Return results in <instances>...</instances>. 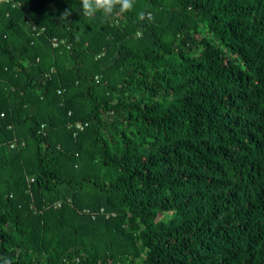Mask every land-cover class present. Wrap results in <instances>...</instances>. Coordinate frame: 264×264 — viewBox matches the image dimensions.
<instances>
[{
    "label": "trees",
    "instance_id": "1",
    "mask_svg": "<svg viewBox=\"0 0 264 264\" xmlns=\"http://www.w3.org/2000/svg\"><path fill=\"white\" fill-rule=\"evenodd\" d=\"M3 258L264 264V0L0 4Z\"/></svg>",
    "mask_w": 264,
    "mask_h": 264
},
{
    "label": "clouds",
    "instance_id": "2",
    "mask_svg": "<svg viewBox=\"0 0 264 264\" xmlns=\"http://www.w3.org/2000/svg\"><path fill=\"white\" fill-rule=\"evenodd\" d=\"M12 0H0V4H10ZM81 14L89 19H96L97 14H100L105 20H114L115 17L122 16L132 12L134 9L135 0H80ZM15 7V4H12ZM72 9L65 8L59 15V23L70 25V17ZM146 17H150V13L141 11L137 15V20L143 22ZM4 264H12L10 259L3 258Z\"/></svg>",
    "mask_w": 264,
    "mask_h": 264
},
{
    "label": "built area",
    "instance_id": "3",
    "mask_svg": "<svg viewBox=\"0 0 264 264\" xmlns=\"http://www.w3.org/2000/svg\"><path fill=\"white\" fill-rule=\"evenodd\" d=\"M34 28H36V27H34ZM43 29H44V28H42L41 30H43ZM77 126L83 127V123L80 122V121H78V122H77ZM11 145H12V146L14 145V141L11 142Z\"/></svg>",
    "mask_w": 264,
    "mask_h": 264
}]
</instances>
